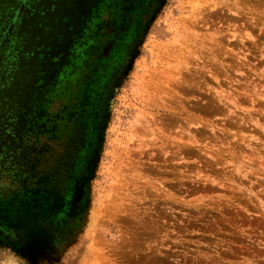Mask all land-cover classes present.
<instances>
[{
  "label": "rangeland",
  "instance_id": "374dc122",
  "mask_svg": "<svg viewBox=\"0 0 264 264\" xmlns=\"http://www.w3.org/2000/svg\"><path fill=\"white\" fill-rule=\"evenodd\" d=\"M44 98L0 264H264V0H103Z\"/></svg>",
  "mask_w": 264,
  "mask_h": 264
},
{
  "label": "trees",
  "instance_id": "16d2710c",
  "mask_svg": "<svg viewBox=\"0 0 264 264\" xmlns=\"http://www.w3.org/2000/svg\"><path fill=\"white\" fill-rule=\"evenodd\" d=\"M102 2L28 0L14 31L0 45V172L20 178V192L30 197L23 203L18 200L19 190L13 192L0 203L4 211L31 209L32 204L44 201L40 214L47 218L62 208L61 200L49 192L46 199H37L44 190L29 189L28 177L21 178L37 162L25 140L40 128L46 116L44 95L56 84L72 47ZM19 5L20 0H0V34ZM7 48L11 49L8 53Z\"/></svg>",
  "mask_w": 264,
  "mask_h": 264
}]
</instances>
